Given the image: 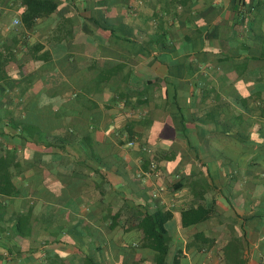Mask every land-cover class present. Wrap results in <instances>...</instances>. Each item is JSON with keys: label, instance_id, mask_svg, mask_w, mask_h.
<instances>
[{"label": "crops", "instance_id": "1", "mask_svg": "<svg viewBox=\"0 0 264 264\" xmlns=\"http://www.w3.org/2000/svg\"><path fill=\"white\" fill-rule=\"evenodd\" d=\"M53 1L58 10L26 28L23 1L0 0V53L10 56L11 76L0 85V119L22 118L24 107L40 98L38 111L51 115L50 126H56L50 129V142L67 134L70 119L78 130L87 129L105 152L99 159L104 162L106 151L114 157L101 169L109 204L99 203L101 190L94 185L78 189L77 196L88 197L78 203L71 199L59 176L70 174V163L89 158L71 146L66 152L54 149L50 159L55 168L41 172L50 200L30 197L22 207L19 198H0V264H83L87 257L95 264H156L134 229V215L159 209L173 214L166 225L171 239L167 264H264V174L241 172L239 185L228 186L230 177L221 172L213 184L182 135L185 128L175 105L177 98L189 138L202 145L211 138L202 132L215 128L212 115L221 122L243 115L247 132L264 122V23L233 30V0H216L208 10L207 0ZM244 1L250 6L261 2L252 18L264 19V0ZM214 16V22L223 20L227 27L221 39L214 37L216 47L202 48L210 54L199 55L184 36L194 33L196 23L203 24L200 18ZM46 52L48 59H36ZM237 96L247 104L236 101ZM73 98L76 106L66 105ZM36 106L26 114L44 130ZM7 140L0 135V156ZM152 162L158 164V175L148 174ZM197 169L212 186L205 202H198L187 186ZM19 175L15 172L14 180L20 187L25 177ZM181 180L186 187L176 189ZM159 187L164 192L152 199ZM198 203L214 206L213 217L183 227L182 212ZM32 204V234L9 232L13 219ZM104 211L110 212L106 219ZM119 211L122 216L115 220ZM75 225L80 240L61 231Z\"/></svg>", "mask_w": 264, "mask_h": 264}, {"label": "trees", "instance_id": "2", "mask_svg": "<svg viewBox=\"0 0 264 264\" xmlns=\"http://www.w3.org/2000/svg\"><path fill=\"white\" fill-rule=\"evenodd\" d=\"M26 7V11L23 15V23L26 28H32L36 26L39 19L49 17L58 10V5L53 0H22ZM216 5V0H207L205 3V10ZM262 6V3L257 1L251 6L244 0L231 1V8L236 9V17L232 22L231 28L238 30L242 27L259 28L263 27L264 19L262 16L252 18L253 10H256ZM219 9V8H218ZM204 10V11H205ZM217 10V9H216ZM215 10V15H216ZM261 14H264L262 11ZM216 16L213 18L204 17L200 18L203 24L196 23L194 33L184 36V41L193 46V50L197 51L199 55L208 56V51H203L204 46L216 47V42L213 39H221V29L227 27L224 25L223 20L214 22ZM198 20V21H200ZM208 31L205 32V30ZM208 34V35H207ZM215 37V38H214ZM262 42L264 44V37L262 36ZM40 48H35V53H38ZM34 53V54H35ZM264 56V50L262 51ZM50 54L46 52L36 59H48ZM10 56H6L0 53V85H3L11 79V76L7 72V62ZM246 71L247 66L244 65L241 69ZM235 88V87H234ZM229 87L230 93H235V89ZM264 89V88H263ZM236 101L246 105L247 99L237 96ZM40 98L33 99L24 107V114L22 118H16L14 115H8L5 118L0 119V135L7 136V144L3 147V154L0 156V198H19L22 201V207H25L26 203L31 202L28 200L30 197L36 199H49L48 192L43 184V177L41 172L44 169L53 170L55 168V162L50 157L56 155L53 150L60 149L63 152L67 151V147L71 146L74 152L77 154H84L87 156L86 162H74L68 165V170H71L70 174L59 176L62 183L68 184V192L71 199L77 203L81 197H88V194L84 196H77L78 189L94 185L96 189L101 190L102 198L99 203L106 205L109 204L106 199V185L107 179L102 175L101 169L108 166L109 163H113L112 156H108L106 151L104 162L101 161L104 155V150L98 148L94 143L91 134L88 130H78L75 127L73 121L68 123L67 134L61 136H54L56 140L50 142L49 138L52 136V130L56 126H50L53 122L51 115L44 114L38 111ZM1 104V103H0ZM34 105L35 114L39 121V126L32 124L30 115L26 114L32 110ZM68 106L75 107L76 99L73 98L67 102ZM176 109L179 112V118L184 126L183 136L188 141L189 149L194 153L196 160L201 164V168L206 169V174L211 182L214 184L219 178L221 172L226 173L230 179L228 186L239 185L241 172L252 175L254 173L264 174V122L259 125L253 126L250 132H247L243 128L245 120L243 115L230 116L226 122H221L219 117L211 116L213 123L215 124L214 130L202 132V135L207 138L210 135V139L207 138L204 145L200 144L197 140L189 138L187 125L188 121L186 116L182 113V107L177 102ZM44 123L49 124L43 125ZM7 128L12 129L15 133L8 132ZM80 140V143L78 142ZM19 141L20 146L17 144ZM79 143V144H78ZM33 144V146H31ZM44 145L45 149L41 150V146ZM32 154V155H31ZM91 163V164H90ZM94 163V164H92ZM79 166L80 169H77ZM38 169V170H37ZM41 169V170H39ZM29 170H34L32 176L25 177V173ZM15 172L19 173V176L25 177L21 182L22 186H18L15 183ZM40 172V173H39ZM194 173V174H193ZM192 176H195V180L188 183L187 186L194 194L195 198L199 201H206V195L212 190L211 184L208 180L205 181L204 173L200 170H193ZM67 178V179H66ZM185 180H181L180 184H177L176 189L186 187ZM26 184V185H25ZM25 185V186H24ZM50 195V194H49ZM52 195V194H51ZM65 197V196H64ZM80 197V198H79ZM79 198V199H77ZM91 198V197H89ZM61 199V198H60ZM97 202V201H96ZM98 203V202H97ZM215 205V202L213 203ZM3 204L0 202V214L3 211ZM213 206V205H212ZM215 207L206 208L204 205L198 203L191 208L184 210L182 216V226L187 228L191 226H198L208 221L213 217ZM109 211H104V219L107 218ZM122 211H119L114 216L115 220L120 219ZM134 218L138 223L134 226V229L142 234V246L153 251L155 255L156 264H167V257L170 252V235L166 229V225L172 220L173 214L170 211L159 209L154 213L148 211L137 210ZM34 226V212L33 204L27 208V212L19 213L13 219V227L9 232L26 237L32 234ZM62 232H68L74 236L77 240H80L82 232H79L78 226L61 228ZM82 242V241H81ZM83 264H95L94 261L87 257L84 259Z\"/></svg>", "mask_w": 264, "mask_h": 264}, {"label": "built area", "instance_id": "3", "mask_svg": "<svg viewBox=\"0 0 264 264\" xmlns=\"http://www.w3.org/2000/svg\"><path fill=\"white\" fill-rule=\"evenodd\" d=\"M129 146H134V143H129ZM158 164L156 162H152L150 164V171L148 172L149 175H158ZM165 188L164 187H159L158 189L154 190L152 192V199H158L160 195L164 192Z\"/></svg>", "mask_w": 264, "mask_h": 264}]
</instances>
